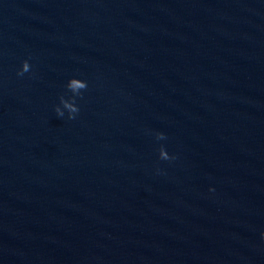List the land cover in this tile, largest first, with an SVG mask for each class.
<instances>
[{"label": "water", "instance_id": "1", "mask_svg": "<svg viewBox=\"0 0 264 264\" xmlns=\"http://www.w3.org/2000/svg\"><path fill=\"white\" fill-rule=\"evenodd\" d=\"M262 231L264 0H0V264H264Z\"/></svg>", "mask_w": 264, "mask_h": 264}, {"label": "clouds", "instance_id": "2", "mask_svg": "<svg viewBox=\"0 0 264 264\" xmlns=\"http://www.w3.org/2000/svg\"><path fill=\"white\" fill-rule=\"evenodd\" d=\"M30 68L31 64L29 60L24 59L17 69V75H23L25 72H28ZM64 86L71 91L72 95L68 97L61 96V104L63 107H61V104H57L54 106V110L59 117H64L65 110H67V118L73 119L80 111V105L77 100L78 97L83 94V90L88 87V80L78 75H72L68 77ZM154 135L157 139L166 138V133L161 130L155 131ZM158 154L159 158L163 160H171L175 158V155L170 153L165 145L158 146ZM214 190L213 186H209V191ZM261 237L264 238V231L261 232Z\"/></svg>", "mask_w": 264, "mask_h": 264}]
</instances>
